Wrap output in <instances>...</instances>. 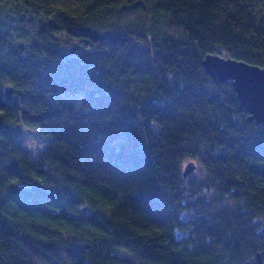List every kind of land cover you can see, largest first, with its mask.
Here are the masks:
<instances>
[{"label": "trees", "instance_id": "trees-1", "mask_svg": "<svg viewBox=\"0 0 264 264\" xmlns=\"http://www.w3.org/2000/svg\"><path fill=\"white\" fill-rule=\"evenodd\" d=\"M208 53L264 67V0H0V264H264V127Z\"/></svg>", "mask_w": 264, "mask_h": 264}, {"label": "water", "instance_id": "water-1", "mask_svg": "<svg viewBox=\"0 0 264 264\" xmlns=\"http://www.w3.org/2000/svg\"><path fill=\"white\" fill-rule=\"evenodd\" d=\"M202 64L205 72L217 82H231L240 107L249 114L248 120L264 127V67L213 53L205 55ZM11 92L12 87L6 85V101H10ZM195 169V162L187 161L182 170L183 178H187Z\"/></svg>", "mask_w": 264, "mask_h": 264}, {"label": "rangeland", "instance_id": "rangeland-1", "mask_svg": "<svg viewBox=\"0 0 264 264\" xmlns=\"http://www.w3.org/2000/svg\"><path fill=\"white\" fill-rule=\"evenodd\" d=\"M9 7H12L13 9L11 13L18 12L20 14L24 12V6L21 4V2H12L9 4ZM65 97H70L75 101H78L79 99L78 96L65 95ZM12 131L14 132L16 139L22 141L23 144L28 148L29 154L32 158H36L40 153V149L46 146L49 142V138L39 133L36 127H24L19 125L13 127ZM188 178L197 183L202 182L205 179V171L201 166L197 165L196 169L188 175Z\"/></svg>", "mask_w": 264, "mask_h": 264}]
</instances>
